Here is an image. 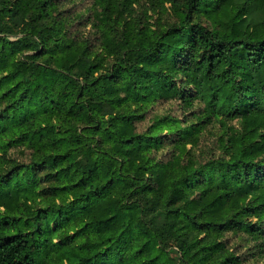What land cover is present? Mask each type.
<instances>
[{"label": "trees", "instance_id": "trees-1", "mask_svg": "<svg viewBox=\"0 0 264 264\" xmlns=\"http://www.w3.org/2000/svg\"><path fill=\"white\" fill-rule=\"evenodd\" d=\"M0 168V264H264V0H0Z\"/></svg>", "mask_w": 264, "mask_h": 264}, {"label": "rangeland", "instance_id": "rangeland-1", "mask_svg": "<svg viewBox=\"0 0 264 264\" xmlns=\"http://www.w3.org/2000/svg\"><path fill=\"white\" fill-rule=\"evenodd\" d=\"M21 29V28H19ZM170 111L173 114L176 115H183V110L179 107L178 104L176 103H170V102H164V101H159L152 103L147 112V116L145 121L142 122L140 128H145L148 124H150L153 121V117L158 114V113H164ZM230 123L238 125L237 121H231ZM222 131L218 130V126L214 123L208 124V128L206 129V134L200 140V143L195 147L194 151L195 154L198 155L200 158H206L214 153H219L220 150L217 148L218 144V135L221 134ZM173 151V146L172 145H166V147L161 150L158 154L159 156H166L167 154H171ZM30 151L29 149L24 147H16L12 146L7 154L6 157V162L4 163V168H0L2 171L5 169H9L12 166H14L17 163H22V162H28L30 160ZM43 187H50L49 182H43L42 183ZM46 195H49V191L45 190V193L43 196L39 197V203H36V205H46L48 203V199L46 198ZM0 212H4V208H0ZM239 238L236 236L231 237V242L232 243H239ZM250 264H255L254 262H250Z\"/></svg>", "mask_w": 264, "mask_h": 264}]
</instances>
